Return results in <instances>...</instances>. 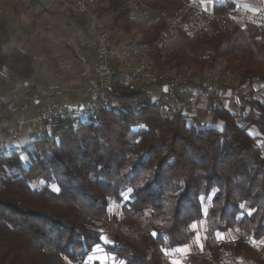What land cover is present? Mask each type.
<instances>
[{
	"label": "trees",
	"instance_id": "trees-1",
	"mask_svg": "<svg viewBox=\"0 0 264 264\" xmlns=\"http://www.w3.org/2000/svg\"><path fill=\"white\" fill-rule=\"evenodd\" d=\"M185 1L144 0L167 14ZM107 4L112 26L130 31L129 2ZM165 29L157 18L139 41L152 62L233 72V83L224 77L218 85L231 90L239 113L215 107L221 128L198 126L179 93V109L165 112L164 93L147 89L156 84H125L114 63L96 111L46 124L26 146L0 153V264H96L88 260L96 246L122 264H166L167 253L193 242L192 225L201 222L205 249L187 253L185 264H225L241 252L264 264V155L247 131L253 125L264 138L262 86L254 87H264V28L213 24L192 38L177 33L181 44L164 51ZM6 32L0 14V69L29 76L31 57L7 45ZM104 225H113L110 243L100 240ZM229 231L239 235L219 238Z\"/></svg>",
	"mask_w": 264,
	"mask_h": 264
},
{
	"label": "crops",
	"instance_id": "crops-1",
	"mask_svg": "<svg viewBox=\"0 0 264 264\" xmlns=\"http://www.w3.org/2000/svg\"><path fill=\"white\" fill-rule=\"evenodd\" d=\"M18 1L23 4V9L17 15H1L7 22V32L2 38L7 39V45L31 57L33 70L29 76H16L7 66L0 69V144L7 153L26 146L43 134L46 125L34 122V119L39 115V101L46 89L53 91L56 100L82 107L88 102L95 81L91 69L95 42L86 26L85 17L75 11L72 0ZM196 1L201 9L214 10L216 5L226 0ZM234 4L254 12L264 10V0H237ZM94 11L113 46L139 42L148 25L157 19L155 14L147 18L138 17L131 8L133 26L130 31H124L112 26L113 13L108 10L107 0H97ZM166 34L164 47L170 44L174 48L181 44L179 34ZM216 71L218 80L210 81L208 89H204L195 81L197 76L201 78L202 73L207 71L186 70V75L192 81L180 84L178 93L183 104L187 98H195L197 110L193 120L198 126L219 129L222 122L214 115V108L229 110L230 99L233 104H237V101L229 88L218 85L220 79L232 78L234 73L222 74L220 69ZM231 82H234V77ZM153 94L157 97L162 95L157 92ZM19 123L20 134L10 136L9 130ZM247 131L255 137V143L257 139L264 140L255 126H250ZM236 256L244 261L249 259L245 252Z\"/></svg>",
	"mask_w": 264,
	"mask_h": 264
},
{
	"label": "built area",
	"instance_id": "built-area-1",
	"mask_svg": "<svg viewBox=\"0 0 264 264\" xmlns=\"http://www.w3.org/2000/svg\"><path fill=\"white\" fill-rule=\"evenodd\" d=\"M127 1L138 17L147 18L151 14H155L156 18H160L164 22L166 32L181 33L188 38L208 32L213 24L227 26L249 23L258 28H264V10L254 12L236 4L222 10H203L198 6L196 0H186L179 10L167 14L148 6L144 0ZM72 4L75 11L85 17L86 26L95 42V56L91 64L95 79L94 88L88 102L82 107H76L67 101H58L54 98L53 91L46 89L39 101V115L34 119V122L55 125L61 120L72 119L76 123L81 118L96 111L100 106L104 90L108 87V80L112 74L114 63L122 68L125 84L164 85L165 90L161 100L163 110L176 112L180 105L177 85L184 82L183 73L176 69L155 65L147 50L139 42L113 46L109 34L102 29L94 11L97 0H72ZM216 77L212 74L208 79L200 82V87L208 89L210 81L217 80ZM183 107H185L187 115L194 116L197 110L195 98H187ZM20 130L21 125L19 123L9 130V135L18 136ZM0 153H7L2 144H0ZM229 260L228 264H254L253 261H236L234 257Z\"/></svg>",
	"mask_w": 264,
	"mask_h": 264
},
{
	"label": "rangeland",
	"instance_id": "rangeland-1",
	"mask_svg": "<svg viewBox=\"0 0 264 264\" xmlns=\"http://www.w3.org/2000/svg\"><path fill=\"white\" fill-rule=\"evenodd\" d=\"M22 9H23V4H19L18 0H0V13L4 17H6L7 13H11V14L17 15L18 11H20ZM167 45H168V47H164L163 50H170L172 48L171 47L172 45H170V44H167ZM174 45H176V44H174ZM164 68H167V67H164ZM221 68L222 67L220 66L219 69L221 70ZM219 69H218V71H219ZM179 71H181V70H179ZM182 73H183V75L185 77V80H184L183 84H186V83H188V79H187L188 75H186V73L184 71ZM213 75L217 76L218 73L217 74H213ZM210 76H212V74H209L208 72H203L201 78L197 76L198 79H196L197 81H195V83L196 82L200 83L202 81H205ZM216 78L218 80V77H216ZM206 82L209 83V81H206ZM183 84H181V85H183ZM136 85L141 86L139 84H136ZM258 85H260L262 87L259 89L257 95L260 97V99H263L264 98L263 83L256 82L254 84V87L257 88ZM147 89H148L149 92L152 93V96H157L156 94H153V93L157 92V94H163L164 90H165V86L164 85H150V86L147 87ZM227 107L233 113H237L238 114L239 111H240L239 105L238 104H233L231 99H230L229 105ZM257 143L263 149V152H264V140L257 139L256 140V144ZM109 211L118 212V208L115 205L112 204L109 207ZM192 228H193V230L196 233L193 242L190 245H188V246L182 247V249H177V254H175V255L167 253L166 254V259H165L166 264H173L174 261H178L179 264H185V256H186L187 253H189L191 251L196 252V253H200V252L204 251V249H205V242H204L205 234L203 232V222H201L200 224H195L194 223L192 225ZM102 229H103L102 237L106 238V240L108 241L107 243L112 242V240H111L112 239L111 231L113 230V225H104V226H102ZM221 234L223 236V239L235 238V237H237L239 235L238 232H233V231H229V232L221 233ZM197 237H199V240H197ZM201 245H202V248H201ZM258 248H260L262 251H264V239L258 244ZM236 255L237 254H233V255H230L229 257H231V258L232 257H236L237 258L236 261H243V262L249 261V262H252V259H250L249 256H248L249 259L244 261L243 259L238 258L239 256L237 257ZM88 260H89V262H94L96 264H122L121 262H119V260L114 259L112 255L106 253L101 247H98V246H96V249L90 254V256L88 257ZM229 262H230V260L228 259L226 261V264H228Z\"/></svg>",
	"mask_w": 264,
	"mask_h": 264
},
{
	"label": "snow or ice",
	"instance_id": "snow-or-ice-1",
	"mask_svg": "<svg viewBox=\"0 0 264 264\" xmlns=\"http://www.w3.org/2000/svg\"><path fill=\"white\" fill-rule=\"evenodd\" d=\"M249 215H251L252 213L251 212H249L248 213ZM153 235L155 236L156 234L155 233H153ZM219 238L220 239H223V236H222V234L219 236ZM100 240L101 241H104L105 243H107L108 241L106 240V238L105 237H100ZM197 240H199V237H197ZM201 248H202V245H201ZM173 264H179V262L178 261H174L173 262Z\"/></svg>",
	"mask_w": 264,
	"mask_h": 264
}]
</instances>
